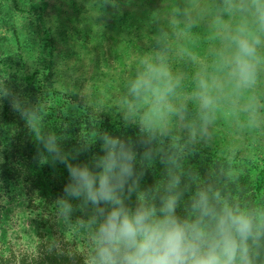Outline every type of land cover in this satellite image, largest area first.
Returning <instances> with one entry per match:
<instances>
[{
  "label": "clouds",
  "instance_id": "clouds-1",
  "mask_svg": "<svg viewBox=\"0 0 264 264\" xmlns=\"http://www.w3.org/2000/svg\"><path fill=\"white\" fill-rule=\"evenodd\" d=\"M151 12L121 94L111 108L96 101L136 137L97 127L95 143L66 149L57 131L35 133L39 162L68 173L57 222L87 242L86 264H264V205L233 199L190 163L221 118L238 134L264 132V0H168ZM0 94L34 125V110Z\"/></svg>",
  "mask_w": 264,
  "mask_h": 264
},
{
  "label": "rangeland",
  "instance_id": "rangeland-1",
  "mask_svg": "<svg viewBox=\"0 0 264 264\" xmlns=\"http://www.w3.org/2000/svg\"><path fill=\"white\" fill-rule=\"evenodd\" d=\"M15 1L0 0V93L6 91L7 87H12L13 90L25 88L24 79L19 78L17 74L20 70L31 72V69L41 67L43 71L44 66L39 57L45 50L47 41L54 39L56 44L53 49L57 60L53 68L55 74L52 78V88L56 89V94L53 96L50 93L49 96L41 98L42 102L40 101L38 105L41 115H37L36 120L43 121L46 116L51 115L50 113H53L54 117L63 115L65 109L61 111V106L65 108L66 104H71V107L77 106V103L92 105L93 101L102 98V101L114 104L121 93L118 91L112 93L102 86L108 87L121 77L128 78L132 71L127 65L132 61L135 63L141 51L149 46L150 39L146 35L151 32L149 26L154 15L151 11L168 2V0H35L33 9L29 3H21L18 7ZM104 4L107 6L106 12L99 8ZM129 10H146L149 14V22L142 27L144 39L127 35L117 26L108 28L107 23L112 19L111 15ZM47 50L46 48V52ZM66 53L71 56L69 60L61 58ZM100 77H104L109 84L103 83L106 81L100 84ZM41 78L42 76L38 75L37 81ZM54 85L56 87H53ZM29 96L31 93L22 94L23 98ZM1 97L0 94V101ZM49 107L53 108L52 112H49ZM99 111L101 112V109ZM34 131L35 128L30 131L29 138L35 137ZM207 148L248 157L252 179L264 166V132L238 134L235 125L227 117L218 121L216 138ZM16 189L19 192L11 194L5 189L1 191L0 238L15 249L21 247L25 251L26 248L35 247L38 240L37 231L41 227L44 215L48 214L42 210L43 199L37 197L30 184L21 182L16 185ZM58 227L70 241L74 239L72 228H64L59 224Z\"/></svg>",
  "mask_w": 264,
  "mask_h": 264
},
{
  "label": "trees",
  "instance_id": "trees-1",
  "mask_svg": "<svg viewBox=\"0 0 264 264\" xmlns=\"http://www.w3.org/2000/svg\"><path fill=\"white\" fill-rule=\"evenodd\" d=\"M15 3L18 7L21 3H29L33 9L35 8V0H16ZM99 8L105 10L104 12L107 10L105 4ZM98 10L102 12L100 9ZM148 15L146 10L118 12L116 15H111L112 19L108 21L107 26L108 28L113 26L120 27L121 32L125 31L127 35L144 39V35L141 32L144 24L149 22ZM146 37H149V35H146ZM55 44L54 39H49L45 45V50L39 57L44 66L43 71L41 67H36L35 70L31 69V72L20 70L17 73L19 78L24 79L25 88L23 90L20 88L13 90L12 87H7L6 90L19 97L29 109L36 110L38 112H36V116L41 115L38 108L40 101L42 102V99L46 95L49 96L50 93L53 96L56 94V89L52 88V78L55 74L53 68L57 60L53 49ZM46 48L48 49L47 52ZM61 58H68L69 60L71 56L66 53ZM134 64L132 61L127 65L130 67L128 68L130 71L134 68ZM38 75L42 76L41 80H39L40 82L37 81ZM126 79L121 77L109 84L104 77H100L99 83L106 81L103 83H108L109 86L102 87L112 93L113 91L121 93ZM53 87L56 86L54 85ZM3 92L5 91H1V93ZM25 93H31V96L23 98L22 94ZM1 96L0 179L2 186H0V197L2 189H5L9 194L12 192L17 193L19 190L16 189V185L25 182L30 184L37 197L43 199L42 210L44 213L47 212L48 215H44L41 227L37 231L38 240L34 248L29 247L25 251L21 247L15 249L11 244H6L0 238V264H86L87 242L84 239H79L76 235L70 241L66 234L58 229L54 202L57 197L63 194V186L68 179L67 170L61 164L55 166L41 164L38 156V148L40 146L35 141L36 136L29 138L28 134L33 128H35L33 134L38 133L41 128L55 130L61 134V138H68L64 142L67 149L76 145L77 139L95 143V129L97 127L114 134H124L133 138L136 137L137 129L126 128L118 118L114 119L109 113L100 112V108L96 104L97 100L105 108L113 106V103L102 101L103 98L95 101L92 99V105L77 103V106L71 107V104H66L65 108L61 106V111L65 109L63 115L54 117L53 113H50L51 115L46 116L44 121L37 119L34 125L28 126L27 120L11 106L10 97L2 94ZM34 106L36 107L34 108ZM48 110L52 112L53 108L49 107ZM98 121L99 124L97 123ZM66 124H69V128L66 130L67 137L63 136ZM98 151L99 143L95 144L90 149V152L82 153L79 159L86 160L91 152ZM190 163L197 168L202 179L211 178L220 182L226 194L233 199L253 205H264V166L258 170L256 177L252 179L253 177L251 178L250 175L251 163L248 157L238 156L237 154L229 153V151L223 152V150L209 148H205L203 154L195 157ZM160 171L159 166L157 167L156 175L149 170L144 177L145 183H154L159 177ZM223 173H232V178L225 180ZM79 214L78 212L77 215ZM6 250H9V252Z\"/></svg>",
  "mask_w": 264,
  "mask_h": 264
}]
</instances>
